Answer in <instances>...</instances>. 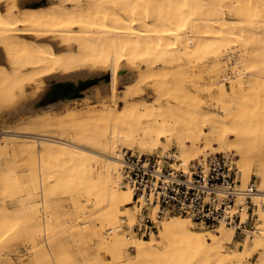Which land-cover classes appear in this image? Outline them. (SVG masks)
Listing matches in <instances>:
<instances>
[{"label":"bare ground","instance_id":"obj_1","mask_svg":"<svg viewBox=\"0 0 264 264\" xmlns=\"http://www.w3.org/2000/svg\"><path fill=\"white\" fill-rule=\"evenodd\" d=\"M34 2L0 0V108L19 103V110L32 109L37 96L28 101L22 99L26 87L34 83L36 89L46 86L45 91L58 81L69 82L68 92L58 94L55 100L67 99L99 69H109L107 88L111 98L117 96L121 80H133L121 91L122 107L114 102L113 107L104 106L85 114L71 111L65 116L51 110L42 115L32 114L16 129L4 130L0 166L39 154L45 157L47 166L51 161H60L50 173L69 168L68 174L63 175L71 177L66 178L68 181L75 179V186L70 187H76V180L80 182V192H85L86 201L92 205L89 216L93 225L95 221L107 224L105 237L95 229L89 232L97 237V250L107 253L113 264H232L261 248L264 227L258 228L253 245L248 249L243 246L240 254L228 256L230 253L224 254L223 245L232 239L231 228L198 232L188 227L186 218L174 215L161 222L158 246L154 236L144 239L118 230L116 216L120 205L131 198V191L118 187L119 143L130 148L155 147L161 137H165L167 145L175 137L183 166L201 153L190 154L192 147L188 142H202V152L211 147L232 149L240 155L242 168L251 164V158L257 159L264 183V138L252 139V134L245 136L250 141H243L240 107L226 102L225 96H219L213 105L214 101H207L202 95L205 90L211 99V85L216 83L224 93L225 84L218 83L224 71L230 68V72L242 75L247 73L249 63L254 69L251 78L262 77L260 86L264 85V0H44L38 5ZM228 57H234V65L227 66L223 59ZM124 65L135 74L121 75L118 71ZM195 72L200 77L206 72L211 77L210 86L206 81L199 80L201 85L191 82ZM49 76L51 80L47 81ZM235 81L230 84L231 90L238 88L243 79L236 77ZM253 85V89L257 88ZM263 91L264 88L262 94ZM150 94L154 98L150 99ZM253 110L252 115L246 112L244 116L248 114L253 119L257 116V110ZM180 114L185 115V121L179 119ZM79 118L82 120L78 121ZM63 128L68 132L61 135ZM230 134L234 137L230 138ZM18 142L19 146L14 147ZM53 176L48 174L45 179L49 181ZM3 179L1 176L0 181ZM70 190H64V194H71L74 189ZM258 190L264 195V188ZM128 246L134 248V254L125 257Z\"/></svg>","mask_w":264,"mask_h":264},{"label":"rangeland","instance_id":"obj_2","mask_svg":"<svg viewBox=\"0 0 264 264\" xmlns=\"http://www.w3.org/2000/svg\"><path fill=\"white\" fill-rule=\"evenodd\" d=\"M43 2L44 0H35L33 4L38 5ZM1 3L3 2L1 1ZM223 60H225L227 66L235 64L234 57H228ZM237 64L241 66V64L239 63ZM249 64L251 65L252 63ZM249 64L248 67L250 70L247 68L248 69L247 73L243 72L242 75H236L235 73L230 72V68L224 71V75L220 77V80L218 82L220 84H225L226 91L224 93L222 91H219L218 88L220 85L216 83L213 86L211 85V87L213 88L211 99H210V94L205 90L203 91L202 95L204 96V99H207V101L210 100L214 101V103L212 102L213 105L216 103V100L219 99V96L221 98L225 96V99L224 98L223 99L226 102H230L232 104L234 103L240 107L241 109L240 116H242V118L240 119L239 117V119L240 121L243 119V123H244L243 129L242 131H240L241 139L242 138L245 139L246 137L252 134H253L252 136L255 135L254 138L251 137L252 139L259 137L264 138V91L263 94L261 92V90H263L264 88V85L261 84L260 86L261 83L260 81L262 80V77L259 78L258 76H253V78H251V76L254 73L253 71H251V69L252 70L254 69L253 66H250ZM85 69L89 71L90 67H85ZM99 70L100 71L96 75L90 76V79L87 84L81 87V89H79L77 92H73V94L67 99H61L57 101L55 100L56 98L48 99L47 97H42L39 100L38 105L29 110L17 109L19 103L9 107L0 108V140L1 138H3L6 130H13L25 124L27 118L32 114L42 115L45 114V112L51 110L56 111L60 116H65L66 113L71 111L78 112L80 114H85L88 112L97 111L104 106L113 107L114 102H116L118 107L119 106L122 107L123 101L120 98L121 91L125 87V84L127 82L129 83L133 80V77L126 80L125 79L121 80L118 83V87H117V96L119 97L116 96L114 98H111V94L107 88V82L109 81L110 78L109 69L105 68ZM118 72L121 75H126V74L132 75L133 73L135 74V72H129L127 70L126 65L121 67V69ZM211 72L216 73L214 71ZM250 72L253 73L250 74ZM236 77L238 78L240 77L241 79H243V81L241 82L242 85L241 83H239L240 85L239 84H237L238 86L236 85L238 88L235 87V90L234 88L233 90H231L230 84L232 82L233 83L236 82L235 81ZM192 78L194 80H191V82L196 81V83H199L200 80V82L203 83L206 81L207 82L206 85L210 86L211 77H209L206 72H203V77H200V73L195 72ZM254 79L256 80L255 82H253ZM188 83L189 82H187V84ZM254 83L255 86L253 85ZM187 84L185 83V85ZM250 84L253 85V87H257V88L259 87V89L257 88L253 89ZM239 86L243 88L241 89ZM36 87H37V83H34L32 86L26 87L25 89L26 96L22 99V101H28L36 97L40 92H42L45 89L46 86H42L39 89H36ZM255 89L259 93H257ZM256 93L257 96L255 95ZM149 98L150 99L154 98V95L150 94ZM16 109L18 110L17 113L13 114V111ZM218 109L220 111L223 110L221 107H218ZM251 109L252 110L254 109L253 111L257 110L256 113L253 112L254 114H257V116L255 115L257 119L254 117L256 120H253L254 118L253 119L251 118L253 117L251 116L252 115ZM246 112L249 114L251 113V115L248 116L247 114L246 115L247 117L244 116ZM245 118L248 119V122L247 119ZM250 118L252 119V122ZM179 119L181 121L182 120L185 121L186 120L185 115L180 114ZM80 120H82V118L78 119V121ZM250 123H252L250 125L251 127L249 126ZM244 125L248 126L250 129L248 127H245ZM59 131L60 130L56 132ZM60 132L61 135H64L66 132H68V129L63 128L61 129ZM233 137L234 136L230 134V138ZM251 138L249 139L247 138V140L250 141ZM244 139L242 140L247 141L246 139L245 140ZM162 141L166 145H164ZM188 143L189 146L192 147L190 150L191 151L190 154L196 151H201L202 155H206L211 152H222V151L231 154L234 159V163L237 165V167L240 170L241 173L240 178L242 180V183H245L249 178H255L258 187L264 188V183L261 180L262 176H261V172H259L260 170H258L259 167L256 158L254 157L253 159L251 158L252 160V162L250 160L251 164H249L248 167L243 166L244 168H242L241 162L239 163V161H241V159L239 158L240 155L237 154L232 149L228 151L226 149L219 150L216 147H211L210 149L209 148L205 149L202 152V150H199L200 148L199 146L203 145L202 142L200 143V145L196 143L192 144L191 142ZM19 144L20 142H18V144L14 143V147L16 145H17L16 147H18ZM168 144L169 145H167V141L165 137H161V142L160 144H158L159 146L158 145L155 147L145 146L141 148L134 146L131 148L139 149L141 151L146 150L153 152L164 149L174 152V154L178 157L180 151L178 148V142L176 138L173 137L170 143ZM10 148H13V146H11ZM124 148H130V147L119 143L117 146V153ZM238 158L240 159L239 161ZM43 159L45 160V157L43 158V156L41 157L38 154L36 158L27 156L20 158L16 161L11 160L12 161L11 163L8 162L6 165L0 166V177L1 176L4 177L3 181L2 182L0 181L1 182L0 183V264H101V263L113 264L114 263L113 260L107 253L97 250V242H96L97 237L91 236L89 232L90 230L95 229L97 232H99V236L105 237L106 235H108L106 234V229H105V227L107 226L106 223L102 225L97 221H95L94 223L95 226L93 225L91 220L92 216H89L92 205H90L91 204L90 202L86 201V196L84 195L85 192L84 193L80 192L79 189L81 187L80 185H77L80 182L78 183V180H76L77 181L76 187H72L75 186V182H74L75 179H73V181L72 179L68 181L69 179L67 180L66 178L68 177L71 178V177L69 175L68 176L63 175V174H68L67 172L69 168L67 169V171L63 170L60 173L56 172L55 175L54 173H50L51 168L57 165V162L60 161L57 160H55L56 162L51 161L50 162L51 165L47 166L46 161H44ZM36 161L38 162L36 163ZM41 166L43 169H41ZM246 170L247 172H244ZM48 174L54 175L53 178L50 179L49 181L45 179L46 175ZM61 175L66 177H62ZM43 178L46 181H44ZM57 179L59 181H57ZM67 181L68 183H66ZM70 184L72 185L71 187L69 186ZM60 186H62L61 189L62 191H60L61 188ZM42 187H45L46 188L45 190L46 191L48 190L47 191L48 193L45 194L46 191ZM67 187L69 190L71 188H72L71 190L74 189L73 192L70 190L71 194L70 192L64 194V190H68L66 189ZM77 187L79 188L75 189ZM53 190L55 191L53 192ZM61 192L62 194H64V196L61 194ZM68 194L72 196H69ZM80 194L82 196H80ZM43 195H45V197H42ZM75 195L77 198L75 197ZM253 199L257 203L256 212L258 217L256 220L257 222L256 228L258 230L259 227H264V203H260V201L262 200L264 201V196L253 197ZM3 203H5L4 204L5 206L3 205ZM122 208L123 206L120 205V210H122ZM120 210H118L117 212V216H116L117 221L119 220L118 219L119 215L122 212ZM187 221H188L187 222L188 227L190 226L189 228L191 230L198 232L200 231L203 233L207 231L216 232L218 228L219 229L221 228L223 230H226L227 228L233 229L232 239L229 242H225L223 245L224 254L225 255H228L229 253L232 254V255L229 254L228 256H233V254H240L243 246H245V248L248 249L250 245H253L254 243L253 239L257 232L256 230L247 236L238 233V231L234 229L233 225L221 224L215 228H206V227L195 226L188 219ZM99 228H101V231L99 230ZM144 239H149V238L144 237ZM158 240L160 239L157 236V234H155L153 240L154 244L158 245L159 244ZM124 253H125V257L131 256L134 254V248L132 246H128L125 248ZM242 257L243 258L240 259L241 261H234L237 263H232V264H264V243L263 245H261V248H259L255 253H252L249 256L245 255Z\"/></svg>","mask_w":264,"mask_h":264},{"label":"built area","instance_id":"obj_3","mask_svg":"<svg viewBox=\"0 0 264 264\" xmlns=\"http://www.w3.org/2000/svg\"><path fill=\"white\" fill-rule=\"evenodd\" d=\"M118 155V186L131 191L119 215L121 232L150 238L174 215L198 227L233 225L244 235L257 230L253 197L264 195L255 178L242 183L231 154H201L186 166L169 150L124 148Z\"/></svg>","mask_w":264,"mask_h":264},{"label":"water","instance_id":"obj_4","mask_svg":"<svg viewBox=\"0 0 264 264\" xmlns=\"http://www.w3.org/2000/svg\"><path fill=\"white\" fill-rule=\"evenodd\" d=\"M47 81L51 80V77H46ZM89 80H87L82 87L88 83ZM70 86L69 82L66 81H58L55 84H53V86H49V88H47L45 91H42L41 93H39L37 95V97L35 98L34 101V107L38 105L39 100L42 97H47L48 99H55L56 97H58V94H64L68 92V88ZM73 93H69V97L72 95Z\"/></svg>","mask_w":264,"mask_h":264}]
</instances>
